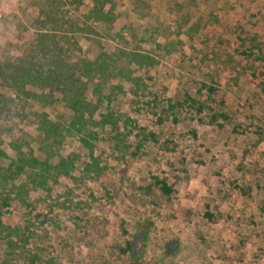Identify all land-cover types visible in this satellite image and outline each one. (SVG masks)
I'll use <instances>...</instances> for the list:
<instances>
[{
  "label": "rangeland",
  "instance_id": "obj_1",
  "mask_svg": "<svg viewBox=\"0 0 264 264\" xmlns=\"http://www.w3.org/2000/svg\"><path fill=\"white\" fill-rule=\"evenodd\" d=\"M111 2L107 7L113 4L119 14L111 27L87 19L90 3L81 6V20L96 30L100 49L77 35L76 52L87 58L94 50L117 53L122 64L134 60L135 80L116 78L87 93L117 121L93 152L102 174L78 167L77 180L69 181L81 208L49 212L38 201L33 212L13 209L15 223L30 226L34 237L26 250L11 253L0 232V264H28L33 252L36 264H264V0ZM18 5L0 0V50L20 36L19 23L28 25ZM166 42L168 51L158 48ZM255 47L261 53L253 57L235 53ZM200 82L215 88V103L198 93ZM185 91L216 104L228 119L213 122L210 110L177 109L173 120L164 111L168 99ZM27 113L24 128L36 139L41 109L31 105ZM47 113L55 119L62 107ZM7 126L0 120L10 153ZM140 127L156 139L136 136ZM70 153L86 160L90 151L67 136L62 155Z\"/></svg>",
  "mask_w": 264,
  "mask_h": 264
},
{
  "label": "trees",
  "instance_id": "obj_2",
  "mask_svg": "<svg viewBox=\"0 0 264 264\" xmlns=\"http://www.w3.org/2000/svg\"><path fill=\"white\" fill-rule=\"evenodd\" d=\"M111 1L19 0V18L28 25L19 23L20 36L15 41L6 42L0 50V120L9 123L5 130L11 139L8 143L11 152L8 153L3 148L0 132V232L4 233L2 238L11 253L26 250L34 237V229L30 226L15 223L13 209L22 206L27 212H33L38 201L49 212L56 208H81L84 204L74 198L69 181L77 180L78 167L82 173L102 174L93 152L107 127L116 125L117 121L112 114L102 112L87 93L91 86L95 89L106 87L116 78L135 80L130 70L134 60L122 64L117 53L102 50L95 53L94 50L87 58L76 57V52L81 50L77 35L85 36L100 49V45L93 42L96 30L81 20V6L90 3L87 19L111 27L119 21L114 5L107 7ZM220 42L223 45L229 43ZM157 46L168 51L169 44ZM257 52L261 53L258 47L235 51L248 58ZM133 56V59L143 57ZM251 76L258 77V74L252 71ZM198 93L201 96L206 93L205 100L215 103V88L207 82H200ZM200 97L185 91L176 100L169 98L164 111L173 120H176L177 109H187L197 115L210 110L213 122L228 119L224 112L217 111L216 104L210 105ZM156 98L154 96L150 101ZM55 104L62 107V114L51 119L47 110ZM31 105L41 109V113L35 115V129L39 135L36 139L24 128ZM66 110L70 116L66 115ZM158 121L162 123V117ZM139 129L136 136L143 140L156 139V133L150 128ZM67 136H75L90 151L89 159L84 160L76 153L62 155ZM161 189L166 194L171 193L165 182ZM205 217L215 222L213 214L208 212ZM37 259V253H30L28 264H36Z\"/></svg>",
  "mask_w": 264,
  "mask_h": 264
}]
</instances>
